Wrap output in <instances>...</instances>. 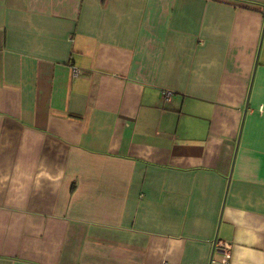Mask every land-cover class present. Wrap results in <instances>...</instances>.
Instances as JSON below:
<instances>
[{
	"label": "crops",
	"instance_id": "obj_1",
	"mask_svg": "<svg viewBox=\"0 0 264 264\" xmlns=\"http://www.w3.org/2000/svg\"><path fill=\"white\" fill-rule=\"evenodd\" d=\"M0 264H264V0H0Z\"/></svg>",
	"mask_w": 264,
	"mask_h": 264
},
{
	"label": "built area",
	"instance_id": "obj_2",
	"mask_svg": "<svg viewBox=\"0 0 264 264\" xmlns=\"http://www.w3.org/2000/svg\"><path fill=\"white\" fill-rule=\"evenodd\" d=\"M76 71H77L76 68L73 67V68H72V72H73L74 74H76ZM170 94H171L170 91H167V92L165 93V95H166L167 97H169ZM226 245H227V244H225L224 242H220L219 240H216V241L214 242V247H215L216 249H223V250H225L226 255H225V258H224V259H227V256H228V253H227L228 248H226Z\"/></svg>",
	"mask_w": 264,
	"mask_h": 264
},
{
	"label": "trees",
	"instance_id": "obj_3",
	"mask_svg": "<svg viewBox=\"0 0 264 264\" xmlns=\"http://www.w3.org/2000/svg\"><path fill=\"white\" fill-rule=\"evenodd\" d=\"M241 1H243V0H241ZM247 3V2H246ZM247 5V4H246Z\"/></svg>",
	"mask_w": 264,
	"mask_h": 264
}]
</instances>
